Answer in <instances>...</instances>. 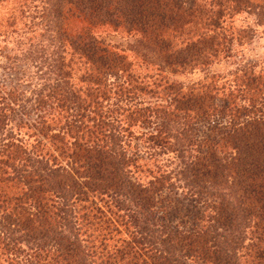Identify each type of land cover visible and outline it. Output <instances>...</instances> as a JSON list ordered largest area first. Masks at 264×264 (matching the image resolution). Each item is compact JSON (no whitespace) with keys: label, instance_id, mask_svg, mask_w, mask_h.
I'll return each mask as SVG.
<instances>
[{"label":"trees","instance_id":"1","mask_svg":"<svg viewBox=\"0 0 264 264\" xmlns=\"http://www.w3.org/2000/svg\"><path fill=\"white\" fill-rule=\"evenodd\" d=\"M241 13L264 24V0L14 6L10 33L18 31L16 15L31 19V35L41 27V39L34 34L14 52L0 48V264H264V77L257 64L239 57L228 86L213 74L199 94L160 80L166 70L185 73L220 54L232 57V44L247 37L229 22ZM181 22L199 33H183ZM107 28L135 38L131 51L144 53L142 64L106 43ZM141 67L146 73H135ZM151 82L173 91L185 121L175 152L186 190L176 214L170 173L144 182L133 174L140 146L163 148L172 138L167 125L145 134V146L132 136L129 122L148 112L135 101Z\"/></svg>","mask_w":264,"mask_h":264},{"label":"rangeland","instance_id":"2","mask_svg":"<svg viewBox=\"0 0 264 264\" xmlns=\"http://www.w3.org/2000/svg\"><path fill=\"white\" fill-rule=\"evenodd\" d=\"M20 1L23 0H0V48H4L5 52L6 50L8 52L19 50V43L27 41V38L33 37L34 34V39H36L35 42H38L41 39L39 36L41 27L38 26L37 28H35L37 29L36 32L31 35L30 32L26 31L31 19L26 18L18 21L16 15H14V17L16 18L15 27L18 31L10 33V28L7 27V21L10 16L9 14L12 9H14V6L19 5ZM229 22L230 25L235 27L236 29L246 30L247 32V37L244 38L241 46H238L237 43L232 44L231 51L234 52V54L231 52L232 57L224 58L225 54H220L215 57L213 63H211V65H209L208 67L204 69H194L191 71L189 70V72L185 73H176L175 71L171 73L169 70H166L163 74L165 80L160 79L162 81V84L167 83V85H173L180 88L182 86L184 92L192 87L193 90H195V94H199L198 87L204 84L211 83L212 80H209V77H211L213 74H216L219 76V84L216 82L217 85L228 86V81L233 80L231 74L235 71L236 62L238 61L237 59H240L239 57H241L244 62L251 61L252 63L257 64V66L254 68L255 72L262 73L264 77V24L257 23V20L256 18H254V16L246 15L244 13L234 16ZM181 24H185L182 28L183 33H199L198 26L194 25L193 23L181 22ZM23 25H25V27H23ZM106 33V43L118 47V49L121 51L123 50L121 54L125 55L126 57L128 56L129 60L134 61V64H142V59L140 56H143L144 53L139 51L135 53L131 51L134 46L135 38H131L130 35L126 34L125 31L121 29H117V31L114 32L113 29L107 28ZM4 34L8 36L2 37V35ZM182 37L184 38L185 35L182 34ZM32 42L35 43L34 40L31 39L30 44ZM179 42L180 40L178 39L174 44L178 45ZM28 47L29 46H27L26 44L25 48L21 47V49L27 50ZM151 55L152 53L147 57L150 58ZM151 58L153 59V57ZM0 62H2V59H0ZM141 69L142 70H140V72L136 70L137 72L135 73L139 75H143V73H146L143 67H141ZM2 80L3 77H0V83H2ZM4 81H6V79ZM154 83L155 82L149 83L150 87L148 88L147 92L142 94L141 97L135 101V103L139 102V104L137 105V109L147 108L148 112L145 114L144 118L136 119L135 117H133L131 119V121L129 122V125L132 127L131 133L133 138H135L136 144H138L139 146L141 144L142 146H145V142L147 141V137L145 134H148V132L155 133L157 131H160V126L167 125L169 137H171L172 135V138L169 139L168 143L170 146L167 147L146 149L145 151V148L140 146L137 160L134 163L133 174L135 178H138L140 181L144 182L148 181L152 175L170 173L171 179H174L172 180L175 184L173 187V193L175 192L176 196L169 193L168 196L171 198V201H173L174 197L179 200V204L173 202V207H171L170 212L176 214L175 210L181 211V196L183 194L182 190H184V193L186 190V188L184 189V187L186 186L184 185L183 181L181 180V178H179V176H177V171H179L181 161L178 157L177 152H175L178 148L181 147V137L178 133L182 131L181 129L183 127V124L181 123H184L185 121L181 119V111L177 112L175 110V96L172 94L173 91H164L163 88L166 87V85L157 88ZM156 85L158 84L156 83ZM220 99L221 96L219 100ZM217 104L219 103L217 102ZM158 108H161L163 112L159 113ZM145 118H148V121H146V123H144ZM147 144L149 143L147 142ZM142 150L145 151V153H143ZM130 153L132 154L135 152L131 150ZM166 195L167 194L163 193L162 191L160 198H165ZM182 205H188V207L190 208V203H186V201L183 202ZM188 207L186 209H189Z\"/></svg>","mask_w":264,"mask_h":264}]
</instances>
